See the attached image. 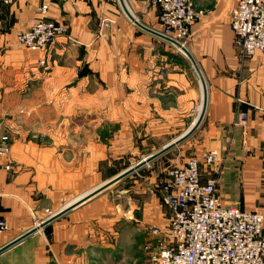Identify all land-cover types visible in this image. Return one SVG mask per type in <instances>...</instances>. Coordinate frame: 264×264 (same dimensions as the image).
<instances>
[{
    "label": "crops",
    "instance_id": "crops-1",
    "mask_svg": "<svg viewBox=\"0 0 264 264\" xmlns=\"http://www.w3.org/2000/svg\"><path fill=\"white\" fill-rule=\"evenodd\" d=\"M124 1L141 23L161 29L158 6ZM238 2L196 0L209 10L186 46L207 85L197 130L136 170L151 167L133 184L104 190L1 251L0 264L140 263L137 245L157 253L166 243L152 228L169 222L161 187L168 169L204 150L222 157L224 204L264 211V56L241 58L230 26ZM45 4L46 17L68 30L47 50H30L16 34ZM193 67L174 43L135 24L120 0H0V136L12 144V169H0V217L9 225L0 248L117 175L108 169L119 159L140 162L180 136L190 107L199 97L204 106Z\"/></svg>",
    "mask_w": 264,
    "mask_h": 264
},
{
    "label": "built area",
    "instance_id": "built-area-1",
    "mask_svg": "<svg viewBox=\"0 0 264 264\" xmlns=\"http://www.w3.org/2000/svg\"><path fill=\"white\" fill-rule=\"evenodd\" d=\"M8 1V0H6ZM119 1V0H118ZM158 6L161 32L187 46L194 24L208 9H198L196 0H150ZM48 5L40 16L30 20L26 30L16 34L17 42L30 50L45 51L67 26L48 19ZM112 20H104L110 27ZM230 26L241 58L247 60L257 52L264 56V0H239L231 11ZM45 60L40 59V64ZM240 121L247 113L240 111ZM12 144L9 135L0 136V169L11 170L7 160ZM222 157L214 150H204L168 169L162 184V201L170 210L169 222L155 226L152 233L163 236L166 243L153 257L158 264H264V211H248L238 205H226L219 195ZM203 168L210 170L203 177ZM0 217V232L8 229Z\"/></svg>",
    "mask_w": 264,
    "mask_h": 264
},
{
    "label": "water",
    "instance_id": "water-1",
    "mask_svg": "<svg viewBox=\"0 0 264 264\" xmlns=\"http://www.w3.org/2000/svg\"><path fill=\"white\" fill-rule=\"evenodd\" d=\"M125 12L127 13V15L130 17V19L137 24L139 27L143 28L144 30L151 32L157 36H160L166 40H169L170 42L174 43L176 46H178L192 61L193 66L195 67L196 71L198 72V75L200 77L202 86H203V93H204V106H203V110L201 112V114L199 115L197 121L195 122V124L187 129L185 132H183L180 136H178L176 139L170 141L169 143H167L160 151L150 155L147 158H144L143 160H141L140 162H138L137 164L125 169L124 171L120 172L119 174L115 175L114 177H112L111 179L107 180L106 182H104L103 184L99 185L97 188H95L92 192L86 194L85 196H83L82 198L78 199L77 201L69 204L68 206H66L65 208L61 209L60 211L56 212L55 214L49 216L47 219H45L44 221H42L38 226L30 229L29 231L25 232L24 234L20 235L19 237H17L16 239H14L13 241L9 242L8 244H6L5 246H3L2 248H0V252L3 251L4 249L12 246L13 244L19 242L20 240H22L23 238L27 237L28 235L34 233L35 231H37L39 228H42L44 226H46L47 224L51 223L52 221H54L55 219H57L58 217L62 216L63 214H65L66 212H68L69 210H71L72 208H74L75 206L83 203L84 201L94 197L95 195L103 192L104 190L110 188L111 186H113L114 184H116L117 182L121 181L122 179H124L125 177H127L128 175L134 173L136 170H138L139 168L143 167L144 165L148 164L149 162H151L152 160H154L155 158H157L158 156H160L161 154L165 153L166 151L170 150L171 148L175 147L176 145L180 144L181 142L185 141L187 138H189L196 130L197 128L200 126V124L202 123L204 116H205V112H206V106H207V99H208V94H207V85H206V81L204 79V76L196 62V60L194 59L193 55L191 54V52L188 50V48L184 45H182L180 42L169 38L167 36H164L161 32H159L158 30H155L153 28H150L148 26H146L145 24L141 23L127 8V6L125 5L124 0H120Z\"/></svg>",
    "mask_w": 264,
    "mask_h": 264
},
{
    "label": "rangeland",
    "instance_id": "rangeland-1",
    "mask_svg": "<svg viewBox=\"0 0 264 264\" xmlns=\"http://www.w3.org/2000/svg\"><path fill=\"white\" fill-rule=\"evenodd\" d=\"M195 73H196V71H195ZM197 78H199L198 75H197ZM197 86L199 87L198 79H197ZM201 103H202V101H201V98L199 97V99L197 100V102L193 106L190 107V111L188 113L189 114V121H188V124H187L188 125V128L187 129H189L192 126V123L195 120H197L198 117H199V115L201 114V111H202V107H200ZM187 129H183V130H181L182 132H179V133H183ZM168 139H171V138H168L167 137L166 138V141ZM159 141H163V140H159ZM184 146H187L186 143H185ZM146 147H148V146H146ZM183 148L184 147H180L179 149L182 150ZM147 151L148 150H146L145 152L141 151L140 153H142V155L140 157H143V155H145L147 153ZM150 151H152V150H150ZM189 151H191L190 148H189ZM176 154L177 155L174 156L173 159H176V158H180L181 157L180 154H179V151ZM131 157H132V159H127V158L119 159L117 162L114 163L115 166L110 165V168L108 169L109 175H112V173H117L118 174V173L124 171L125 169H127V168L135 165L136 163H138L139 160H137L138 158H136V156L132 155ZM189 157L190 156H188V158ZM182 161H184V160H178V161L174 162L173 165H175L177 163H180ZM156 166H157V164H156ZM149 168H151V167H144L143 169L139 170L138 172H135V173H132V174L128 175L127 177H125L121 181H119L116 184H114L113 187H110L111 189L108 188L107 190H109V192H111V191L113 192V191L118 190V188H120V187L129 186V185L133 184V182L135 180H139L141 178V175L145 174L147 172V170H149ZM114 175H116V174H114ZM112 177L113 176H109V179H111ZM56 210H54V211H56ZM139 246L140 245H137L135 247V249H134V252H135L136 256L138 258H141V261L138 264H158L157 260L153 258L156 255V253H155L156 250H153V249L151 250V249L147 248L144 243L141 244V248ZM117 264H119V263H117ZM123 264H127V262H124Z\"/></svg>",
    "mask_w": 264,
    "mask_h": 264
},
{
    "label": "bare ground",
    "instance_id": "bare-ground-1",
    "mask_svg": "<svg viewBox=\"0 0 264 264\" xmlns=\"http://www.w3.org/2000/svg\"><path fill=\"white\" fill-rule=\"evenodd\" d=\"M124 2H125V1H124ZM196 121H197V120H195V121L192 123V126L195 124ZM192 126H191V127H192ZM191 127H190V128H191Z\"/></svg>",
    "mask_w": 264,
    "mask_h": 264
}]
</instances>
